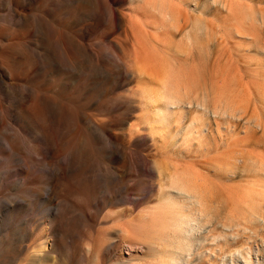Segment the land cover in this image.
<instances>
[{"label":"rangeland","instance_id":"374dc122","mask_svg":"<svg viewBox=\"0 0 264 264\" xmlns=\"http://www.w3.org/2000/svg\"><path fill=\"white\" fill-rule=\"evenodd\" d=\"M8 1L13 3V9H18L27 16H38L44 27L52 30L50 33L48 29L49 41L52 37L50 35H53L52 42L44 40V35L38 32L30 40H37L42 53L47 56L51 53L57 59L60 55L63 58L65 56L66 49L61 50L62 45L69 47L66 39L57 34L61 30L79 43L92 45L96 49L100 34L109 31L106 8L99 0H87L82 8L72 6L69 14H64L65 11L57 8L60 0H25L24 3L17 2L18 6L16 0ZM218 3L203 0L200 12L194 14L201 20L200 53L193 57L187 56V59L184 57L181 61L174 55L173 59L171 56L163 60L166 61L165 64L170 63L171 67L166 64L165 68H169L173 86L178 85L175 90L178 88L176 91L179 93L181 89L182 93L185 91L182 94L186 96L185 100L191 97L205 103L208 106L206 110L193 105L190 111L185 109L186 112L174 115L170 127L164 133L161 129L156 130V139L153 141L148 137L150 131L132 135L134 127L142 124L140 118L143 112H134L130 106L118 107L121 109L119 110L113 105L116 101L112 99L123 95L122 90H110L105 96L99 90L90 91L93 88L90 85L91 74L94 73L92 68L87 70L84 78L75 82L71 97L74 106L97 118L98 124L108 134L120 135L125 140L135 139L131 148L138 150L144 158L153 163L162 162L165 157L162 147L166 145L169 147L170 163L177 165L180 172L184 171L181 173H185L188 168L202 173L199 175L207 186V193L205 192L206 203L200 224L208 228L209 232L197 236L205 240L203 246L197 245L198 241H192L190 252L181 257L183 264L189 263L186 260L194 262L193 264H224V261L228 264L230 260L241 262L245 259L255 264H264V167L261 168L264 165V162L261 164L264 161V0H226L221 5ZM14 15L8 5L0 4V16H7L6 22L1 20L0 24L9 26ZM182 36L179 35L174 41H180L184 38ZM112 38L110 36L109 39ZM55 42L61 45L56 46ZM47 45L52 47L49 49ZM108 45L109 42L103 44ZM155 57L156 55H149L150 67L151 70L158 68L155 71L159 73L163 58L159 55ZM77 59L79 63L80 57ZM110 59L111 56H106L107 65L118 70ZM42 73L37 79L40 87L45 88L49 94L56 95L67 75L56 73L54 65ZM30 78H33V74ZM13 84L26 85L21 81H13ZM139 85L140 81L136 80L131 87L136 89ZM107 87L106 82L99 84V89ZM0 95L4 113L8 115L11 106L9 99H14L16 95L4 90H0ZM54 121L50 119L51 128L48 129L53 135L58 131V135H54L56 143L52 154L46 152V144L42 138L33 141L27 131H21L20 134L30 144H39L47 160H56V156L72 152L75 153L74 158H78L79 151L87 140L91 149V161L54 183V195L60 199L45 200V196L28 191L30 200L24 208L18 209L19 206H15L7 211L0 208V264H151L149 250L140 249L136 245L134 249L138 250L131 251L127 246V239L124 240L118 230L127 226L130 221L141 219V214L158 205L157 180L154 178L152 181V175L141 177L129 173L123 168L122 159L113 154L114 145L92 139L82 124L80 131L71 129L67 122L63 128L58 129L53 124ZM127 132L131 135H125ZM72 139L74 145L71 143ZM121 143H118L119 146ZM26 151L23 156L26 154L25 157L33 162L30 150L26 148ZM16 160L17 158L11 159L5 165L0 163V198L13 194L11 197H16L15 194L23 193L25 186L34 185L30 187L35 188L36 180L48 176L47 173L40 174L32 164L27 167L20 159ZM118 170L124 175L123 181H115L111 176ZM100 175L107 176L105 182L101 183ZM33 180L35 182L32 183ZM107 182L110 189L126 185L136 188L139 192L136 195V209L128 211L118 200L108 202L100 193ZM4 188L8 189V193H3ZM95 189L98 190L96 194H92V199L86 200L87 203L81 201L87 198V192ZM256 189L262 196H256ZM245 198H249V201L253 199L252 203L255 204L260 200L256 204L259 210L254 213L255 205L252 207L249 201H245L248 205L241 202L247 200ZM61 199L67 201L64 211L72 219L70 225L64 223L63 215L55 212ZM245 208L248 210H244ZM250 209L255 210H251V213ZM243 211H246V215H242ZM247 213L254 216L252 220ZM247 219L256 222L251 224ZM235 224L240 226L231 229ZM244 226L248 228L245 229ZM179 241V238L176 239V242ZM177 249V244L168 248L170 251ZM199 253L201 257L197 259ZM170 255L173 254L169 253L168 258Z\"/></svg>","mask_w":264,"mask_h":264},{"label":"bare ground","instance_id":"6f19581e","mask_svg":"<svg viewBox=\"0 0 264 264\" xmlns=\"http://www.w3.org/2000/svg\"><path fill=\"white\" fill-rule=\"evenodd\" d=\"M86 1L60 0L57 3V8L65 11L64 14H69L72 6L76 5L82 8L83 3ZM212 1L214 3L219 2L218 5L226 2V0H222L221 3V0ZM17 2L24 3L26 1L16 0V5L18 6ZM99 2L106 8L105 16L109 31L107 30V32L100 34L99 41L96 45L97 49L92 45L79 43L74 37L66 33V31L61 30L57 34H61L62 38L66 39L69 47L65 48L66 46L64 47L62 45V49L61 47L60 49H66L65 56L63 58L60 55L59 57L61 58L58 57L57 59L54 57L56 55L53 56L49 53L47 56L42 53L37 40H30L31 36L38 32L44 35V40L47 39L49 41L48 29L50 33L52 30L45 28L42 20L38 16H27L18 9H13V3L8 0H0L1 5H8V9H11L15 14L10 21L11 25L10 23L9 26L0 24V90L12 92L16 95L12 100L7 98L11 103L10 110L7 112L8 115L4 113L0 95V163H4L5 165V162L17 158V160L20 159L27 167L28 164L29 166L32 164L40 174H48L47 177L39 178V181L36 180L37 185L35 183V188H31L34 185H30L31 187L27 185L25 186L26 190L23 188L24 191L22 190V194H15L16 197H11L14 194L2 196L0 198V208L7 211L10 208L13 209L15 206H19V209L27 205V202L30 200L28 191L35 192L38 196H45V200L47 198L52 201L60 199V197L56 198L54 195V183L60 179H65L69 173L76 171L80 166L91 161L89 159L91 149L89 148V141L87 140L85 141L83 149L79 151L78 158L75 157V159V153L72 152L68 155L56 156V160H54L55 158L47 160L42 154L41 146L37 143L30 144L20 132L27 131L33 141L42 138L46 144V152L52 154L55 149V138L58 135V131L55 132L56 136L54 137L55 133L53 135L48 130L51 128H49L50 119L55 120V123H52L56 124L55 126L58 129L63 128L64 123L67 122L71 129L80 131V125L82 124L87 128L92 139L104 144L110 143L114 145L113 154L117 158L122 159L123 168L129 173H135L138 176L141 175V177L143 175H152V181H154V178L157 180V183L155 182L157 185H154L159 189L157 197L158 205L156 204V207L154 206L147 212L141 214V217H139L141 219L130 221L127 226L118 230L121 232L119 233L123 239H127L128 248L131 251L136 250L134 248L138 245L140 249L146 248L149 250L152 256L151 264H183L181 257L190 252L193 245L192 241H198L197 245L203 246L205 240L202 237L197 238V236L209 232L208 228L202 227L200 224V220L204 214L206 203L205 192L207 191L205 189L207 186L200 176L202 173L196 170L193 171L192 168H188L185 170V173H181L184 171L180 172L177 165L170 163V157L168 156L169 147L166 145L162 147V154L165 156L162 162L153 163L148 158H144L138 150L131 148L132 141L135 139L125 140L120 135L108 134L105 128L98 124L97 118L84 113L83 109L74 106L71 96L75 88V82L84 78L87 70L92 68L94 73L91 74L90 85H93V88L90 91L99 90L105 96L110 90L115 92L122 90L123 95H119V98L112 99V101H116L113 105L115 107L117 106L116 109L119 110H121V107L130 106L134 112H143L140 118L142 124L134 127V133L132 135H139L141 131H150L148 137L152 138L153 141L156 139V130L161 129L162 133H164L170 127L174 115L182 114L185 109L190 111L193 105H197L198 108L206 110L208 106L205 103L193 100L190 96L187 101L185 100L186 96L182 95L185 91L182 93V89L180 90L179 88L181 91L179 93L176 91L178 88L175 90L178 85L176 87L173 86V77L171 78L169 68H165L167 63L165 64L164 62L166 61H163L165 57L171 58L172 56L173 59V55L177 56L179 60L184 57L187 59V56L189 57L190 55V57L198 55L201 37V20L194 14L200 12L203 0H99ZM5 19H7V16H0V22L1 20L5 21ZM81 21L83 22L84 19H81ZM115 32L118 34H115ZM179 35H183L182 37L184 38L178 42L174 41ZM50 36L53 37L52 34ZM110 36L113 37L111 40L109 39ZM56 42L52 44H58ZM105 42H109V45L103 46ZM58 45L61 44L59 43ZM64 45L67 44L64 43ZM44 47L46 48V46ZM150 54L156 55V57L157 55L159 57L162 56L163 59L161 58V61L163 65L161 64V73H156L158 68L155 69L156 71L154 68L151 70L149 62ZM108 55L109 58L111 56L112 60H110L117 65L118 70H113L107 65L106 56L108 57ZM78 56L81 60L79 63ZM31 62H33L32 65H30ZM52 65H54L56 73L61 76L63 74L67 75L62 84H60L56 95H51L46 92L45 88L40 87V82H37V79L40 77V72L43 75L42 71ZM168 67H171L170 63ZM32 74L33 78L31 79ZM34 74H36L35 77ZM136 80L140 81V85L135 89L131 87V84ZM13 81H21L22 83H26V85H14ZM102 82H106L108 87L99 89V84ZM12 121L15 123L13 124ZM12 124H16L18 127ZM125 135L130 136L131 134L128 133ZM164 139L166 138L164 137ZM120 142L122 143L119 146L118 143ZM71 143L74 145V139L71 140ZM154 146L157 147L156 144ZM26 148L30 150L29 154L33 155L34 163L31 159L25 157L26 154L23 156ZM157 155L154 156L156 157ZM111 176L115 181H123L124 178V175L119 170ZM100 177L101 183L106 181L107 176L100 175ZM101 187H99V190ZM135 189L127 185L117 189H110L107 182L106 187H103L100 193L104 195L108 202L118 200L119 204L124 205L128 211H132L138 205L136 195L139 192ZM7 190L4 188L2 191L5 194ZM97 190L87 192V198L81 201L86 202V200L92 199V194H96ZM257 193L256 196L260 194V191L258 192L257 190ZM248 196L250 195L248 194ZM249 198H245L247 200L241 199L244 200L241 202L246 203L245 201H249ZM253 198L255 199V195ZM252 201L253 199L249 201L250 204ZM66 202L65 199L59 200L55 212L60 216L63 215L65 219L64 223L70 225L72 219L64 211ZM256 204L252 203V207L255 205L256 208ZM249 206L251 207V205ZM246 208L244 210L247 211L248 209ZM258 210L256 208V211L253 212L255 213ZM246 211L245 213L243 211L244 214L242 215H246ZM247 214L250 215V213ZM253 217V215H250V219ZM248 219L247 221L250 222ZM253 222L256 221L254 220ZM253 222L250 223L252 224ZM239 226L240 224H235L231 226V229ZM58 237L59 235L56 236V238ZM178 238L180 241L176 242ZM176 244L179 246V249L175 251L168 250L169 247H175ZM169 253L173 255H170L168 258L167 255ZM199 257H201L200 253L197 259ZM186 262H189L187 264L194 263L187 260ZM223 263L226 264V261ZM228 264L255 263L249 259H245L241 262L230 260Z\"/></svg>","mask_w":264,"mask_h":264}]
</instances>
